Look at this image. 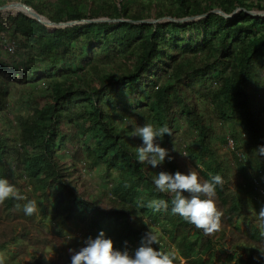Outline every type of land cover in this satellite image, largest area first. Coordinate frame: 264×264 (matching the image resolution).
I'll return each instance as SVG.
<instances>
[{
    "label": "trees",
    "instance_id": "16d2710c",
    "mask_svg": "<svg viewBox=\"0 0 264 264\" xmlns=\"http://www.w3.org/2000/svg\"><path fill=\"white\" fill-rule=\"evenodd\" d=\"M14 1L55 23L122 20L52 29L25 12L0 11V178L8 173L27 197L0 204V219L2 212L21 219V237L30 236L37 213L40 221L54 218L49 230L61 236L82 222L84 236L104 231L117 250L132 256V245L140 247L149 224L157 223L172 230L171 241L180 240L176 264H205L208 252L209 264H229L234 255L235 264H264L258 248H264V235L253 210L261 209L259 200L264 205V156L256 152L264 145V16L248 12L264 11V0H0V6ZM17 83L30 85L21 113L11 102ZM150 121L172 131L162 140L171 158L154 168L135 157L142 141L134 129ZM185 129L200 144L201 181L217 174L223 180L214 197L223 213L214 235L173 213L171 197L153 182L161 171L191 169L179 138ZM98 133L100 141L90 145ZM221 147L233 152L234 164ZM87 157L100 161L108 175L117 172L119 181L98 193L81 170ZM157 199L168 201L167 210L146 206ZM29 200L38 209L32 216L24 212ZM138 204L144 205L141 215ZM84 241L70 245L79 251ZM216 241L223 243L217 257ZM42 244H36L39 254L26 252L11 264H41ZM72 255L66 252L63 264H71Z\"/></svg>",
    "mask_w": 264,
    "mask_h": 264
},
{
    "label": "clouds",
    "instance_id": "9594fccd",
    "mask_svg": "<svg viewBox=\"0 0 264 264\" xmlns=\"http://www.w3.org/2000/svg\"><path fill=\"white\" fill-rule=\"evenodd\" d=\"M165 134L172 136V131L167 126L156 128L150 123H145L143 126L135 127L134 135L142 141L135 151L138 163H146L154 168L165 162L166 158H171L170 150L162 147L160 143ZM256 152L258 155L264 156V145L259 146ZM182 155L187 157V153L182 152ZM153 182L160 193L171 197L173 213L182 216L197 229L202 230L205 235H214L221 230L223 213L218 209L214 199L216 186L223 183L220 175L217 174L211 176L209 180L201 181L198 173L192 169L187 173L177 170L174 174L161 171L153 178ZM8 199L27 200V197L8 179L0 178V204ZM146 206L154 211L167 210L168 201L151 200ZM142 207L144 205L141 204L136 207L139 215H141ZM24 212L28 216L35 214L37 212L36 202L29 200L24 205ZM257 219L260 221L258 226L261 229V235H264V208L259 210ZM143 221L148 224L145 217H143ZM71 238V236L67 237V239ZM84 243L85 246L79 251L69 249L73 253L71 264H176L178 260L174 251L163 250L158 234L151 228L142 238L141 246L135 253L133 252L134 256L130 255L128 251L117 250L114 241L106 238L104 231H101L96 238L88 237ZM154 244L159 245V248L153 247ZM258 248L261 256H264V248ZM53 254L44 253L45 261L50 260ZM0 264H5L2 257H0Z\"/></svg>",
    "mask_w": 264,
    "mask_h": 264
},
{
    "label": "rangeland",
    "instance_id": "374dc122",
    "mask_svg": "<svg viewBox=\"0 0 264 264\" xmlns=\"http://www.w3.org/2000/svg\"><path fill=\"white\" fill-rule=\"evenodd\" d=\"M9 12V11H6ZM6 14V13H4ZM0 34L3 35L5 34V31H0ZM43 85V83H41ZM34 85H39V84H34ZM28 84H23V83H17L14 84L12 87V99L11 102L13 101L14 105V110L13 112L15 113H21L24 110L28 108V105L25 104L24 106L22 105V101L27 98V93H28ZM41 101V100H39ZM86 125H90V122L88 119L85 120ZM150 124H152L154 127L158 128L155 124V122L150 121ZM65 127V126H64ZM130 127L127 125L123 131L129 130ZM75 130H73L72 133H74ZM182 134L179 133V138L180 141L182 142V147L187 153V159L191 163V169L196 171L199 176H201L200 169L204 168L202 165V161L204 158H201L198 154V149H200V144L198 142L197 136H194L190 133L188 129H185ZM101 136H103V133H98L95 135V137L89 141V144L94 146L96 145L99 141ZM224 137V135H221ZM81 141L80 139L76 140V144L80 145ZM162 146V141L160 142ZM221 144V142H219ZM72 147V146H71ZM71 151H74V149H70ZM66 150L62 151V155H64ZM221 152L223 154V157L227 158V160L231 161V164L235 163V157L233 152L226 151L224 147H221ZM81 165V170L85 174L86 178L94 184L98 188V193L101 191H108L109 187L113 186L117 181H119V175L117 172L111 173L110 175L107 174V172L104 170L103 164L98 161V160H93L91 158H85L84 161L80 163ZM238 172V168L235 170ZM5 179L10 180V176L8 173L5 174ZM110 187V188H111ZM142 192L146 193L147 191L141 187ZM110 195V193H109ZM111 196V195H110ZM90 195H89V197ZM56 198L54 199L55 203ZM260 203H258V206L260 208H263V202L259 200ZM103 206V205H102ZM38 210V209H37ZM255 211V216L257 219V214L258 212L253 208ZM257 213V214H256ZM36 220L31 222L30 224L32 225V232L29 237H21L19 234H17V230L19 228V222L21 219H14L10 217V215H7L5 212H2V218L0 219V244L3 246L0 247V257H2L5 261V264H11L15 259L26 253L29 252L30 254H39L40 249L39 247L36 246V244H40L43 242L41 247L44 248V253L46 254H53L52 258L48 261H45L44 256H43V261L42 264H62L63 259L62 256L66 255V252H69V249H73L70 244H72L74 241H77L78 238L82 237L84 240H86L90 235L84 236L82 232L84 231L82 228V220L79 218L76 220L81 222L80 227L74 228V231L71 232L70 234H65L63 236L53 233V231H50L49 229L54 226L55 219L48 216L47 218L43 219V221H40L41 215L39 213L36 214ZM146 218V217H145ZM57 219H60V216H57ZM74 223V221H71ZM239 224H241V221H239ZM150 228L154 230L155 233L159 235H163V241L161 242V246L163 247V250L168 251L169 249H172L173 251H178L179 249V243L180 240L177 241H171L170 236L172 234V230H167L164 228L163 225L157 224V223H152L149 224ZM13 231V237H11V232ZM82 234V235H81ZM106 234V233H105ZM68 236H71V239H67ZM219 236H216V240H218ZM53 240H57L61 243V250L57 249L58 242H54ZM217 244L218 250H217V257L220 255V250L223 248V243L220 242H215ZM138 246L136 243H134L131 247V252H134L137 250ZM227 248V246H226ZM231 252L232 250L229 249ZM211 253L208 252L204 256V262L205 264H209V259H210ZM181 257V262H185L186 259L182 256ZM30 255L26 256V260L29 261ZM225 262H229L224 259ZM236 261V256L234 255L233 258L230 260L229 264H235ZM204 264V263H203Z\"/></svg>",
    "mask_w": 264,
    "mask_h": 264
},
{
    "label": "water",
    "instance_id": "95a60500",
    "mask_svg": "<svg viewBox=\"0 0 264 264\" xmlns=\"http://www.w3.org/2000/svg\"><path fill=\"white\" fill-rule=\"evenodd\" d=\"M12 7H17L16 11H10L9 8ZM0 11H9L10 13H17V12H25L33 17H35L37 20H39L40 22L46 24L47 26H51L52 29L57 28V27H61V26H67V25H71V24H76V23H86V22H101V21H118V20H122V19H111V18H94V19H84L81 21H69V22H64V23H55L53 21H51L49 18H47L46 16L38 13L37 11H35L31 6L20 2V1H14V2H8L3 6H0ZM215 12H218L220 14H223L227 17L232 16L233 14H227L219 9L213 10ZM250 14L252 15H257V16H264V11H257V10H250L248 11ZM205 15V14H204ZM201 16H195V17H185V18H174L171 16L162 18V19H158V20H150L151 22H159V21H188V20H193V19H197L202 17ZM147 21V20H146Z\"/></svg>",
    "mask_w": 264,
    "mask_h": 264
},
{
    "label": "built area",
    "instance_id": "2783aa9c",
    "mask_svg": "<svg viewBox=\"0 0 264 264\" xmlns=\"http://www.w3.org/2000/svg\"><path fill=\"white\" fill-rule=\"evenodd\" d=\"M229 144L231 147L233 146V140L232 139H229Z\"/></svg>",
    "mask_w": 264,
    "mask_h": 264
}]
</instances>
